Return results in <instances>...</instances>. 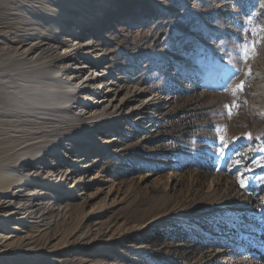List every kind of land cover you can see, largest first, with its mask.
Segmentation results:
<instances>
[{
	"label": "rangeland",
	"instance_id": "1",
	"mask_svg": "<svg viewBox=\"0 0 264 264\" xmlns=\"http://www.w3.org/2000/svg\"><path fill=\"white\" fill-rule=\"evenodd\" d=\"M88 1L0 0V22L13 24L11 9L37 18L33 7L63 18ZM113 2L120 36L106 45L110 69L174 98L150 111L160 116L150 127L117 128L125 130L122 155L90 153L114 195L51 212L38 247L89 233L81 249L43 254L40 262L264 264V86L256 77L264 63V0ZM103 232L107 240L93 244Z\"/></svg>",
	"mask_w": 264,
	"mask_h": 264
},
{
	"label": "bare ground",
	"instance_id": "2",
	"mask_svg": "<svg viewBox=\"0 0 264 264\" xmlns=\"http://www.w3.org/2000/svg\"><path fill=\"white\" fill-rule=\"evenodd\" d=\"M101 1L64 13L53 9L63 13L58 19L51 9L33 7L37 18L11 9L13 24L0 22V264H42L43 254L81 249L87 230L55 248L38 247L43 222L51 212L77 210L101 193L112 197L114 189L95 173L98 158L90 153L121 154L125 130L117 128L150 127L160 120L150 111L174 98L113 73L112 48L106 45L120 36L114 30L118 16L113 0ZM74 21L80 24L70 29ZM260 69L256 77L264 86V63ZM115 128L120 133L112 135ZM106 236L97 234L93 241ZM80 260L76 264H85Z\"/></svg>",
	"mask_w": 264,
	"mask_h": 264
},
{
	"label": "snow or ice",
	"instance_id": "3",
	"mask_svg": "<svg viewBox=\"0 0 264 264\" xmlns=\"http://www.w3.org/2000/svg\"><path fill=\"white\" fill-rule=\"evenodd\" d=\"M241 187H245V182L241 179L240 181Z\"/></svg>",
	"mask_w": 264,
	"mask_h": 264
},
{
	"label": "trees",
	"instance_id": "4",
	"mask_svg": "<svg viewBox=\"0 0 264 264\" xmlns=\"http://www.w3.org/2000/svg\"><path fill=\"white\" fill-rule=\"evenodd\" d=\"M259 256H260V258L264 259V254H261V255H259Z\"/></svg>",
	"mask_w": 264,
	"mask_h": 264
}]
</instances>
